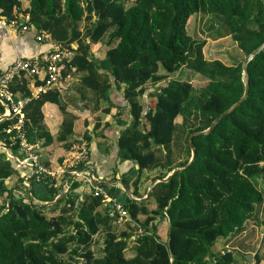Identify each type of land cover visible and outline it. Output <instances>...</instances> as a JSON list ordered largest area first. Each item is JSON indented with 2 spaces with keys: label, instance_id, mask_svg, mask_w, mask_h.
Returning <instances> with one entry per match:
<instances>
[{
  "label": "trees",
  "instance_id": "1",
  "mask_svg": "<svg viewBox=\"0 0 264 264\" xmlns=\"http://www.w3.org/2000/svg\"><path fill=\"white\" fill-rule=\"evenodd\" d=\"M196 14L218 20L244 60L234 66L206 60V38L188 32ZM21 15L29 17L31 28L48 32L73 51L61 73H85L80 83L97 99L109 98L111 84L122 89L131 123L118 139L121 161L154 172V182L186 165L192 149L195 157L187 168L156 183L140 202L127 195L130 178H120L126 191L117 197L123 196L121 203L133 220L127 232L114 224L115 218L96 211L100 198L78 192V178L69 176V190L46 206L63 193V182L54 187L50 178L32 176L25 188L20 175L26 171L15 169L0 149V264H231L233 253L221 255L216 244L242 232L247 221L257 228L264 225V188L256 185L264 179V50L247 66L246 99L209 134L193 136L191 144L188 139L208 129L242 96V63L264 42L261 0H0V20L17 21ZM95 45L102 60L93 57ZM183 68L204 84L172 79ZM28 87L25 77L11 84L21 98L31 96ZM48 100L63 116L59 140L72 134L74 118L50 89L31 98L24 109L27 140L33 145L41 136L48 138L41 132V108ZM12 122L0 120V143L6 147ZM10 149L18 154L16 147ZM11 177L17 182L9 189L5 181ZM151 199L155 208L150 210ZM163 221L164 242L158 236ZM132 235L136 246L127 257Z\"/></svg>",
  "mask_w": 264,
  "mask_h": 264
},
{
  "label": "crops",
  "instance_id": "2",
  "mask_svg": "<svg viewBox=\"0 0 264 264\" xmlns=\"http://www.w3.org/2000/svg\"><path fill=\"white\" fill-rule=\"evenodd\" d=\"M49 49L50 45L38 43L35 40V30L33 28L22 31L20 28L9 26L5 21H0V72L18 58H32L49 51ZM93 57L97 60L103 59L102 52L98 51V45L93 47ZM100 72L108 77L105 71ZM84 74L74 70L67 74L62 72L60 73V83L53 89L57 93L58 100L60 98L61 102L66 106L67 114L74 118L72 134L65 140H59L63 116L59 111L58 105L52 100H48L43 104L41 108L43 115L41 132L46 134L48 138L46 140L45 136H41L38 140H35L34 144L40 154V162L47 168L56 167L70 154L74 143L85 140L84 135L88 133L90 140L85 141L88 145L89 157L82 168L94 177L95 184L105 183L106 185L104 186L114 189L115 191L111 194L117 199L118 191L127 190L129 198L138 202L146 200L147 198L145 197L151 185L158 181L152 182L155 176L154 172L145 169L139 171L138 166L134 162L120 160L118 139L131 123L129 107L122 97V89L116 88L111 84L108 91L109 98L107 100L97 99L93 91L85 88L80 83ZM25 79L28 80L29 91H32L33 83L28 77H25ZM104 79L100 75V81ZM15 93L18 96L20 95L19 92ZM50 96L53 97V95ZM49 139L50 141L48 142ZM172 172L167 176L171 175ZM20 176L23 178V173ZM124 176L130 178L126 190L120 182V178ZM136 179L138 180L137 182ZM16 182L17 179L11 177L5 181V184L10 189L16 185ZM90 190L87 184L80 183L79 193L87 194L90 193ZM27 194L30 195L29 191H27ZM124 200L123 196H121L120 202H124ZM147 208L150 210L155 208L152 199L149 200ZM96 211L103 215L108 214L110 218H113L109 215L108 208L103 204ZM138 220H141V217H138ZM164 222H161L158 231V236L162 242L165 241L164 225L166 222ZM114 224L129 232L128 226L133 224V220L129 215L123 221L115 219ZM256 228L253 222L247 221L242 232H238L227 240L219 241L215 246V251H221V253L231 251L233 253L231 264H261L264 260V242H262L263 245L260 247V251H257V248L261 245L258 244V232L260 237L264 239V225ZM251 229H255L256 232ZM94 239H97V236ZM134 239V235L129 239L128 248L125 251L127 257H132L134 254L136 246ZM245 255H251V262L246 260Z\"/></svg>",
  "mask_w": 264,
  "mask_h": 264
},
{
  "label": "built area",
  "instance_id": "3",
  "mask_svg": "<svg viewBox=\"0 0 264 264\" xmlns=\"http://www.w3.org/2000/svg\"><path fill=\"white\" fill-rule=\"evenodd\" d=\"M1 22L5 20H0ZM11 27L20 28L27 31L29 17L20 16L19 20L7 22ZM35 30V40L38 43L50 45L47 52L28 59H16L10 66L0 72V120L3 118L13 119L12 124L6 130L8 134V146L0 143L8 160L12 161L15 169H24L26 174L23 176V186L29 188V179L35 176L37 181L50 178L53 180L54 187L61 184V190L67 192L70 183L67 178H78L81 183L90 187V193L94 197L100 198L104 206L108 208L111 217L118 221H123L129 216L128 210L124 205L107 190L95 185L94 177L83 170V165L88 161V145L85 140L74 143L70 154L56 167L47 168L40 162V154L37 146L29 143L26 131L25 106L31 98H37L40 94L50 89H54L61 81V70L65 63H69L73 57V51L63 48L52 39L51 35L44 30ZM21 77H28L33 83L31 96L21 98L11 89L12 82ZM12 147H16L18 154L12 153Z\"/></svg>",
  "mask_w": 264,
  "mask_h": 264
},
{
  "label": "rangeland",
  "instance_id": "4",
  "mask_svg": "<svg viewBox=\"0 0 264 264\" xmlns=\"http://www.w3.org/2000/svg\"><path fill=\"white\" fill-rule=\"evenodd\" d=\"M216 21L215 18L211 15L196 14L190 20L188 32L194 38H198V39L206 38L205 39L206 45L204 47V57L206 60H219L224 65L227 66H234L239 62H242L245 57L239 51L235 42L232 41L231 37L225 31V28L222 27ZM211 22L213 23V26H210V28L208 27L209 29H207V26ZM206 29L207 31H205ZM213 37H216V39L212 40ZM172 79L189 80L190 82L199 86L204 84V80L201 77H198L196 74H194L192 71L188 70L187 68L181 69L180 72L172 76ZM146 88L147 89L151 88V86ZM146 93L144 92L143 94ZM263 182L264 179H258L256 184L257 188L260 187L264 188ZM261 219H264L263 214L261 215ZM259 234L260 233L258 232V238H259L258 244L260 245L262 242H264V239H262Z\"/></svg>",
  "mask_w": 264,
  "mask_h": 264
},
{
  "label": "water",
  "instance_id": "5",
  "mask_svg": "<svg viewBox=\"0 0 264 264\" xmlns=\"http://www.w3.org/2000/svg\"><path fill=\"white\" fill-rule=\"evenodd\" d=\"M261 2H262V4H263V6H264V0H261ZM263 50H264V42H263V43H262L257 49H255L252 53H250V54L246 57L245 61L242 63V71H243V75L245 76V77H244V92H243L242 96L238 99V101H236L232 106H230L226 111H224L220 116H218V117L212 122V124L210 125V127H209L208 129H206V130H204V131H201V132H196V133L191 134V135L189 136V139H188L189 144H191V139H192L193 136H196V135H207V134H209V133L211 132V130L213 129V127L216 125V123H217L221 118H223L224 116H226L227 114H229L230 112H232V111H233V110H234L239 104H241V103L246 99L247 94H248V88H249L247 66H248L249 62H250L255 56H257L260 52H262ZM191 154H192V155H191V158H190L189 162H188L186 165H184V166H181V167L175 168V169L173 170L172 174H174V173L177 172V171H181V170L187 168V167L193 162L194 157H195V152H194L193 149H192V153H191ZM172 174H171V175H172ZM171 175L167 176V177L164 178V179H160V180H158L157 182H154V183L151 185L150 189L148 190L147 196H146L145 198H148V197L150 196L151 190H152V188L155 186L156 183L167 181V180L170 178ZM95 185H96L97 187H103V186L106 185V184H105V183H101V184H95ZM62 197H63V193H62L60 196H58L53 202H51V203H46L45 205H46V206H52V205L56 204V203H57ZM227 252H228V251H224V252L222 253V255L225 254V253H227ZM218 257H219V256H216V257L214 258V260L216 261V260L218 259ZM245 258H246V260H247L248 262H251V255H245Z\"/></svg>",
  "mask_w": 264,
  "mask_h": 264
}]
</instances>
